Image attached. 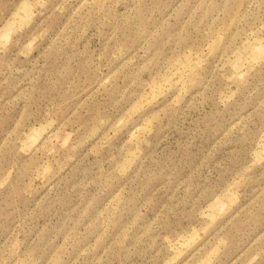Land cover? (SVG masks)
I'll list each match as a JSON object with an SVG mask.
<instances>
[{
	"label": "rangeland",
	"instance_id": "1",
	"mask_svg": "<svg viewBox=\"0 0 264 264\" xmlns=\"http://www.w3.org/2000/svg\"><path fill=\"white\" fill-rule=\"evenodd\" d=\"M0 264H264V0H0Z\"/></svg>",
	"mask_w": 264,
	"mask_h": 264
},
{
	"label": "bare ground",
	"instance_id": "2",
	"mask_svg": "<svg viewBox=\"0 0 264 264\" xmlns=\"http://www.w3.org/2000/svg\"><path fill=\"white\" fill-rule=\"evenodd\" d=\"M24 8L26 9V8H28V7H26V6H24ZM23 9V8H22ZM26 11V10H25ZM26 14H29V13H27V12H25Z\"/></svg>",
	"mask_w": 264,
	"mask_h": 264
}]
</instances>
